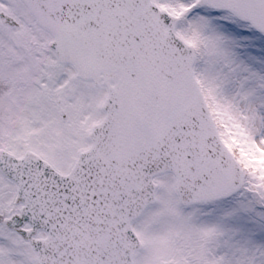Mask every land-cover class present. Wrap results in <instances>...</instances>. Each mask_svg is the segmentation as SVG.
I'll return each instance as SVG.
<instances>
[{"label":"snow or ice","instance_id":"6c2138e0","mask_svg":"<svg viewBox=\"0 0 264 264\" xmlns=\"http://www.w3.org/2000/svg\"><path fill=\"white\" fill-rule=\"evenodd\" d=\"M0 264H264V0H0Z\"/></svg>","mask_w":264,"mask_h":264}]
</instances>
